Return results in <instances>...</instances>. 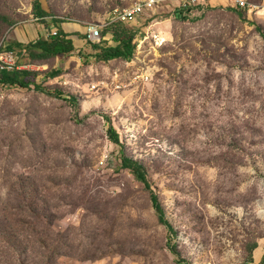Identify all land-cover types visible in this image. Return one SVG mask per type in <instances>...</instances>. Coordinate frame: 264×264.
I'll list each match as a JSON object with an SVG mask.
<instances>
[{"label":"rangeland","instance_id":"obj_1","mask_svg":"<svg viewBox=\"0 0 264 264\" xmlns=\"http://www.w3.org/2000/svg\"><path fill=\"white\" fill-rule=\"evenodd\" d=\"M139 1L0 0V55L46 89L0 85V264H264V0L147 12L98 61L86 27ZM60 26L70 56L18 46Z\"/></svg>","mask_w":264,"mask_h":264},{"label":"trees","instance_id":"obj_2","mask_svg":"<svg viewBox=\"0 0 264 264\" xmlns=\"http://www.w3.org/2000/svg\"><path fill=\"white\" fill-rule=\"evenodd\" d=\"M37 9L38 11H41V5H38ZM183 11L184 10L177 11L179 16L183 13ZM39 15L44 16L46 15V12L43 11L42 14ZM111 26H113L111 29L112 41L115 42L116 45L104 46V43L101 41L92 43V48L96 52L94 57L98 61L103 62L114 59L131 61L136 50V44L134 43L136 33L133 31V29L127 27L126 24L123 23L116 22L111 24ZM63 29L64 28L60 26L58 34L55 36H51L46 39L41 38L40 40L32 42L27 46L22 44H18V46L20 48L27 49L31 55V58L38 61H48L56 57L70 56L76 50V47L71 35L65 32ZM258 29H260L259 26ZM104 34L105 33H103V37ZM47 74L49 78H55L59 75V70H53ZM34 75L35 73L28 70L8 71L2 70L0 68V85L4 87L21 89H31V86H34L36 90L43 92L46 91L42 85H39L36 81L30 79V77ZM70 100L75 101V99L72 98ZM108 137L112 143L120 144V135L112 125L108 129ZM120 160L122 167L128 168L134 174L135 178L143 182L146 188L151 190L153 205L158 213L159 219L161 223L167 225L170 232H172L173 228L167 220L166 211L158 193H156L152 188V184L150 182L145 165L125 156L124 154H122Z\"/></svg>","mask_w":264,"mask_h":264},{"label":"built area","instance_id":"obj_3","mask_svg":"<svg viewBox=\"0 0 264 264\" xmlns=\"http://www.w3.org/2000/svg\"><path fill=\"white\" fill-rule=\"evenodd\" d=\"M210 0H141L136 4L128 8H115L111 12L110 21L103 25L90 24L86 27V38L91 43L100 42L102 39L103 29L113 23H123V24H133L142 18L147 12L155 13L159 8L168 7L172 11L185 10L192 7H197L200 5H206ZM237 2L244 6L245 0H237ZM58 31H53L49 35L55 36ZM0 68L2 70L14 71L16 70V65L12 60L6 59L0 55Z\"/></svg>","mask_w":264,"mask_h":264}]
</instances>
